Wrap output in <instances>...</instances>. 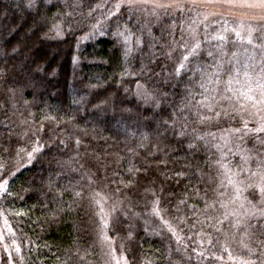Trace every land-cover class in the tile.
<instances>
[{
  "label": "trees",
  "instance_id": "16d2710c",
  "mask_svg": "<svg viewBox=\"0 0 264 264\" xmlns=\"http://www.w3.org/2000/svg\"><path fill=\"white\" fill-rule=\"evenodd\" d=\"M116 4L0 0V177L8 181L0 221L9 228L0 231V264H264V218L247 229L215 219L239 202L219 187L227 180L214 145L244 120L254 128L255 109L233 100L218 123L192 118L183 135V121L172 127L189 90L201 91L190 72L176 74L180 45L193 43L190 30L211 6L184 0L182 11L174 4L153 15ZM209 23L223 21L209 16L200 38L212 33ZM245 48L226 50L243 65ZM207 60L205 51L198 62ZM261 141L264 133H248L241 148L264 152ZM244 195L259 204L258 191ZM205 201L215 209L205 211Z\"/></svg>",
  "mask_w": 264,
  "mask_h": 264
},
{
  "label": "snow or ice",
  "instance_id": "6c2138e0",
  "mask_svg": "<svg viewBox=\"0 0 264 264\" xmlns=\"http://www.w3.org/2000/svg\"><path fill=\"white\" fill-rule=\"evenodd\" d=\"M208 2L215 3L218 7L230 12L239 11L242 18H234V26L231 28L227 26V19L219 27L210 23L205 25V33H207L208 28L212 29V33H208L204 38H200L197 35V31L199 25L204 24L208 17L205 16L204 20L200 21L199 24H197V21H193V24H197L196 29L190 30L193 43L189 45L185 42L180 45L184 51L181 52L176 74L179 75L181 70L190 72V80L198 79V86L201 91L194 93L189 90L190 99H187L184 106L173 114L172 127H175L177 122L183 121L181 124V134L183 135L189 124L193 122L192 118H195L197 125H204L213 121L218 123L221 119L229 116L228 109L223 106L224 102L233 100L242 110H246V105H250L251 108L255 109L254 112L250 113V115L256 117L254 128H249L248 121L244 120L242 128L222 130L224 135H221L220 140L223 141V147L219 143L214 145L220 152L219 159L215 161V164L222 170L227 180L226 184L221 181L219 187L225 189V191L228 187H231L234 195L230 203L236 204L239 202L238 208L224 214L223 219L215 218L216 223L223 225L229 217H232L235 221L233 227L237 229L244 227L247 229L248 221L252 218L255 217L258 221L264 218V152H257L255 155H251L249 150L241 148L244 136L248 133H264V115H262L264 113V0H208ZM122 5L130 10L136 9L141 5L148 6L152 9L153 15H156L157 9L167 10L174 6L171 3H162L161 0H119L115 5L116 12L120 11ZM175 6L179 10H183L180 8L179 3H176ZM112 14L114 15L115 13ZM229 33L234 34L236 39L231 40ZM57 34L59 35V33ZM123 34L120 33V35ZM254 34L261 43H253ZM125 39L127 41V37ZM184 39L182 35L181 40L183 41ZM237 42L253 46L251 55L247 57V61L243 65L236 59V51L229 53L226 50L228 44ZM207 44H211L214 50H206L203 45ZM205 51L208 60L206 62H198L201 54ZM247 51L245 49V52ZM258 51L259 60H257ZM167 55L171 58L172 52L167 53ZM248 61H253L254 63L250 64ZM189 64H194V66L188 68ZM257 66H260V71L254 77L248 69ZM241 67L244 69L243 73H241ZM241 75H243V85L239 89H234V83L241 84ZM222 77L226 78L222 79ZM197 95L201 98L196 99ZM233 110L235 111V107ZM165 124H167V121H165ZM195 132L196 128L193 127V133ZM207 135L211 136L213 140L216 139L215 133L209 132ZM232 136H236V140L239 141L235 145V150L230 146ZM196 139L204 140L205 137L197 135ZM261 144H264V141H261ZM39 150V148L33 149L34 152ZM229 154L232 156L239 155L240 163L237 166H232L231 160L228 159ZM12 175H15V173H12ZM7 184V179L0 177V190L6 191ZM249 189L258 191L260 195L258 205L252 204L244 195ZM225 191H220L219 195H225ZM215 207V202L209 204L205 201V211L209 208L215 209ZM220 207L224 208L227 206L221 202ZM212 219L214 218L208 217L209 221ZM216 230L220 231L219 228ZM117 264H119L118 261ZM125 264H127L126 261ZM243 264H254V262L245 261Z\"/></svg>",
  "mask_w": 264,
  "mask_h": 264
},
{
  "label": "rangeland",
  "instance_id": "374dc122",
  "mask_svg": "<svg viewBox=\"0 0 264 264\" xmlns=\"http://www.w3.org/2000/svg\"><path fill=\"white\" fill-rule=\"evenodd\" d=\"M115 1L117 3L119 2V0H115ZM185 1L190 2V3H193L196 6H202V7H207L208 5L211 6V8L208 9V12H211L210 13L211 15H207V17L209 18V16L210 17L217 16L218 18H220V21H224L225 19H227L228 20V25L227 26L229 28H231V27L234 26V23H233L234 18H236V19L242 18L241 17V13L239 11H232V12H230V11H228L226 9H222V8L218 7L215 3H209L208 0H185ZM161 2L162 3H171L173 5L176 4V3H179V5H180V3L181 2H184V0H161ZM253 43L254 44H257L258 43V40H257L255 34L253 35ZM245 44L247 46V48H245V49H247L248 51L245 52V50H244V52H243L242 55L248 57V56L251 55V53L253 51V46L252 45H249L247 43H245ZM247 57H246V60L245 61H247ZM259 58L260 57H259V51H258L257 52V60H259ZM248 62L250 64L251 63H254L253 61H248ZM243 71H244V69H243ZM248 71L255 77L256 74L260 71V66H257L255 68L250 67L248 69ZM241 73H243L242 70H241ZM240 80H241V84H235V83L233 84V86L234 85L236 86V89L241 88V85H243V82H244L243 81V75H241ZM0 231L2 233L4 231H9L8 225L6 224V221L4 219L2 221H0Z\"/></svg>",
  "mask_w": 264,
  "mask_h": 264
}]
</instances>
